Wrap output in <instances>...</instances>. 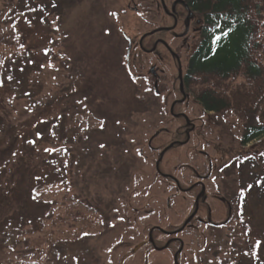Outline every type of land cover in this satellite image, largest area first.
Returning <instances> with one entry per match:
<instances>
[{
    "label": "rangeland",
    "instance_id": "obj_1",
    "mask_svg": "<svg viewBox=\"0 0 264 264\" xmlns=\"http://www.w3.org/2000/svg\"><path fill=\"white\" fill-rule=\"evenodd\" d=\"M137 1L0 0V161L11 142L15 150L33 139L38 158L28 164L39 187L21 214L0 220V264H119L126 256L123 264H142L144 247L133 250L149 229L176 226L189 213L192 194L155 169L161 149L181 137L148 144L177 126L168 114L172 70L134 48L133 74L145 77L125 66L122 33L137 43L161 17ZM132 3L137 13L127 9ZM195 47L179 51L183 71ZM154 64L163 69L159 94L147 74ZM181 109L196 130L164 154L160 171L186 187L210 163L213 219L227 215L218 199L231 206L223 229L180 235L186 264H264V136L241 146L253 117L205 114L193 98ZM255 117L252 124H264V104Z\"/></svg>",
    "mask_w": 264,
    "mask_h": 264
},
{
    "label": "trees",
    "instance_id": "obj_2",
    "mask_svg": "<svg viewBox=\"0 0 264 264\" xmlns=\"http://www.w3.org/2000/svg\"><path fill=\"white\" fill-rule=\"evenodd\" d=\"M186 1L202 19L203 26L196 47L187 57L183 86L203 112L253 117L245 124L239 141L246 146L264 136V124H252L264 104V0ZM237 79L240 81L236 82ZM172 88L175 96L180 97L176 80ZM182 105L175 106V113L183 111ZM177 120L176 128L167 133L183 140L184 122L181 117ZM2 125L6 126L4 119L3 123L0 120ZM14 146L11 142L1 153L3 223L21 214L25 198L39 189L37 185L31 186L35 168L29 165L38 158V152L35 155L33 151L36 143L27 139L15 150ZM27 225L35 228L30 221Z\"/></svg>",
    "mask_w": 264,
    "mask_h": 264
},
{
    "label": "flooded vegetation",
    "instance_id": "obj_3",
    "mask_svg": "<svg viewBox=\"0 0 264 264\" xmlns=\"http://www.w3.org/2000/svg\"><path fill=\"white\" fill-rule=\"evenodd\" d=\"M130 1L132 2L133 0ZM137 3V5L144 7L145 10L157 11L158 13H160L161 17L159 25L143 33L138 38L137 43H134L131 40L130 54L131 50L134 48L140 51L142 54L153 55L155 57L154 59L158 60V62L162 60L166 61L173 73L171 81L172 87L173 83H175L176 80L179 92V66L181 68L182 83L184 78V71L182 69L181 62L182 60L179 51L184 47L186 48V50H188L191 45H195V43L199 40L202 34V19L197 15L195 11L192 10L191 6L186 0H138ZM137 5L135 3H132L131 7V4H129L127 6V9L131 10L134 13H137L139 10ZM167 28L171 29L160 30L151 35H148V33L154 30ZM141 38L142 40L139 44ZM171 40L180 41V46L178 49L173 48L169 44L171 43ZM148 44H150V47H148ZM153 47L154 50H152ZM130 54L127 59L125 53L126 69L131 77L142 80L145 77L144 75L135 76L133 74V65L131 66L130 64ZM151 69H153V71H151ZM158 72L160 74H158ZM162 73L163 69H159L155 64L149 66V68L147 69V74L150 77L154 91H156L157 94H159L158 86L159 84H162ZM174 74L176 75L174 76ZM183 90L186 96L185 100L188 101L190 99V93L185 90L184 86ZM179 94L180 97H175L173 101L180 100L182 98L180 92ZM180 113L184 114V112H179L176 114ZM181 118L184 122L182 134L185 139L187 134L191 136L195 132L196 123L193 119L188 118L189 123L185 124V119L183 117ZM211 175L212 165L209 163L208 171L203 174H195V181L192 182L189 186L183 187L178 181L180 188H177L174 181L172 179H168L175 185V188L178 192L183 194H192L191 198L193 199V202L190 207L189 213H187L182 223L176 226L165 228L156 225L149 229L146 240L138 244L137 247L133 250V253H136L139 249L144 247L145 252L143 255L142 264H186L187 260L185 259V251L187 248L186 245L188 244L180 235L189 231L201 233V230L203 228L217 231L223 229L228 224L231 215V206L225 200L218 199V202L223 203V205L227 209L226 218L223 221H215L212 217L213 211L212 207L210 206V196L206 192L205 188V182L210 179ZM167 203L169 202L167 201ZM195 209L196 212L194 213ZM187 220L188 222L185 224ZM164 253L168 254L167 258L161 257V255ZM126 260L127 256L122 259L119 264H123V262Z\"/></svg>",
    "mask_w": 264,
    "mask_h": 264
},
{
    "label": "water",
    "instance_id": "obj_4",
    "mask_svg": "<svg viewBox=\"0 0 264 264\" xmlns=\"http://www.w3.org/2000/svg\"><path fill=\"white\" fill-rule=\"evenodd\" d=\"M170 29H171V28L154 30V31L148 33V35H151V34L157 32V31H160V30H170ZM144 36H145V35H144ZM144 36H143V37H144ZM143 37H142V38H143ZM142 38L140 39L139 44L141 43ZM126 41H127V43H128V49H127V55H126V56H127V59H128V57H129V52H130L131 41H130V39H128V38H126ZM152 50H154V47L152 48ZM152 50H151V51H152ZM151 71H153V69H151ZM178 78H179V91H180V93L182 94L183 97H182L181 100L175 101V102H173V103L170 105L169 112H170V114L173 115L174 117H177V115H175V114L173 113V108H174L175 104H176V103H182V102L185 100V97H186L185 94H184V91H183V84H182V79H181V68H180V66H179V69H178ZM181 116H183V117L185 118V121H186V123L188 124L189 122H188L187 117H185L183 114H181ZM188 141H189V136H188V134H187V138L185 139V141H183V142H175V143H171V144H169L168 146H166V147L160 152V154H159V158H158L157 162L155 163L156 171L159 172V163L161 162L162 157H163V155L165 154V152H167L169 149H171L175 144L183 145V144H186ZM164 177L172 178V177L169 176V175H164ZM175 183H176L177 187H179V184H178V182H177L176 180H175ZM195 212H196V209H195L194 213H195ZM191 217H192V216H191ZM188 220H189V219H188ZM188 220L185 222V224L188 222Z\"/></svg>",
    "mask_w": 264,
    "mask_h": 264
},
{
    "label": "snow or ice",
    "instance_id": "obj_5",
    "mask_svg": "<svg viewBox=\"0 0 264 264\" xmlns=\"http://www.w3.org/2000/svg\"><path fill=\"white\" fill-rule=\"evenodd\" d=\"M257 247H259V242L257 243Z\"/></svg>",
    "mask_w": 264,
    "mask_h": 264
}]
</instances>
